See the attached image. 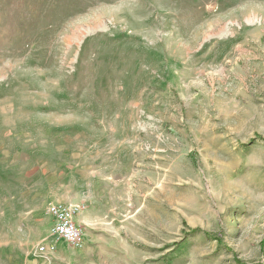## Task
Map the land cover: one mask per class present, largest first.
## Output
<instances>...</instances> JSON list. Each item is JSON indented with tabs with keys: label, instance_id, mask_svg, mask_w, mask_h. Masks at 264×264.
I'll list each match as a JSON object with an SVG mask.
<instances>
[{
	"label": "rangeland",
	"instance_id": "374dc122",
	"mask_svg": "<svg viewBox=\"0 0 264 264\" xmlns=\"http://www.w3.org/2000/svg\"><path fill=\"white\" fill-rule=\"evenodd\" d=\"M0 264H264V0H0Z\"/></svg>",
	"mask_w": 264,
	"mask_h": 264
},
{
	"label": "built area",
	"instance_id": "2783aa9c",
	"mask_svg": "<svg viewBox=\"0 0 264 264\" xmlns=\"http://www.w3.org/2000/svg\"><path fill=\"white\" fill-rule=\"evenodd\" d=\"M79 208L77 205L62 203L48 207L49 215L54 218L52 234L76 247H80L86 242L85 229L76 220Z\"/></svg>",
	"mask_w": 264,
	"mask_h": 264
},
{
	"label": "crops",
	"instance_id": "0c3cea01",
	"mask_svg": "<svg viewBox=\"0 0 264 264\" xmlns=\"http://www.w3.org/2000/svg\"><path fill=\"white\" fill-rule=\"evenodd\" d=\"M83 218H84V216L80 213L79 215H77L76 220H77V222H78L80 225H82V226L84 227V229H85V233H86V229H88V226H87L86 223L84 222Z\"/></svg>",
	"mask_w": 264,
	"mask_h": 264
}]
</instances>
